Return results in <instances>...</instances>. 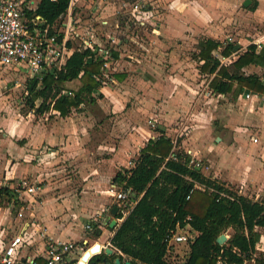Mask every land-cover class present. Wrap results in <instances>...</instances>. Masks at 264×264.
<instances>
[{
  "label": "crops",
  "instance_id": "0c3cea01",
  "mask_svg": "<svg viewBox=\"0 0 264 264\" xmlns=\"http://www.w3.org/2000/svg\"><path fill=\"white\" fill-rule=\"evenodd\" d=\"M157 1L161 7L157 8L160 14L169 18L168 23L166 22L168 25L162 27L170 40L163 42L159 46L161 49L180 47L181 34L191 39L197 33H204L208 38L218 41L231 33L232 35L227 36L230 38L228 42H218L223 48L234 44L239 48L238 51L230 57H223L220 53L223 48H220L216 54L221 64L228 65L237 61L239 55L246 52L250 45L264 43V0H251L248 8L243 6L246 0ZM82 3V0H72L67 12L70 21L72 19L74 22L73 14L77 15V8L83 6ZM253 5L255 8L250 9ZM94 9L100 11L101 3ZM150 9L152 10V6ZM66 20L61 18L55 29L60 27L61 33H65L68 30L66 26L72 25ZM72 27L74 30L75 27ZM115 43L116 40L113 39V44ZM168 57L174 65L177 63L178 56L174 52ZM6 69L24 71L0 65V189L8 188L13 191V195L3 192L0 199L10 201L9 209L16 208L15 228L11 226V216L0 207V222L3 227L0 232V252L7 245L5 234L8 231L7 225H10L9 228L16 229V236L23 238L19 255L28 259L36 258L42 264L49 240L71 241L80 246L88 240V248L100 244L101 250L113 249V257L102 252L92 259V264L96 258L102 263L104 259L107 262L114 261L118 256L129 260L111 244L124 219L111 215L112 210L119 208L121 204L108 191L114 185L119 171L134 167L135 160L149 140H155L161 132L172 138L169 133L171 130L168 129L172 118H168L169 121L165 123L169 116L167 111L172 108L161 106L156 111L160 124L165 125L158 128L156 133L141 122V118L134 116L139 111L147 117L150 112L148 107L143 112L142 109H122L113 104L92 108L84 107L83 104L73 109L67 117H61L53 110L40 115L31 110L22 113L14 108L10 96L5 94L8 80L4 77L3 70ZM242 72L246 75H261L263 71L250 65L243 68ZM176 75L178 74L166 76L175 80ZM209 76L211 81L214 75ZM236 86L235 84L234 90ZM12 90L13 88L9 91ZM234 90L228 95H218L226 101L222 107L223 111L227 110L222 119L226 137L218 138L223 141V145L216 148L219 150L207 161L215 164L214 166L218 161L221 162L220 171L213 179L237 186L244 193L245 185H250L251 182L264 185V100H247L245 96L251 91L235 97ZM104 91L105 87L97 91L94 97L105 94ZM176 110L177 108L169 117H174L178 113ZM241 112L246 116L249 128L241 127ZM213 126L212 124L210 127ZM247 130L256 132L255 137H247ZM255 138L258 143H254ZM174 144V150H177L175 141ZM253 162L254 166L251 165ZM25 184L36 186L38 191L35 194L28 193L23 187ZM113 220L117 223L111 228ZM87 224H92V230L86 231ZM261 234L258 250L264 253V234Z\"/></svg>",
  "mask_w": 264,
  "mask_h": 264
},
{
  "label": "trees",
  "instance_id": "16d2710c",
  "mask_svg": "<svg viewBox=\"0 0 264 264\" xmlns=\"http://www.w3.org/2000/svg\"><path fill=\"white\" fill-rule=\"evenodd\" d=\"M71 2L40 0L37 10L28 11L27 16H40L53 34ZM253 8L254 5L250 6ZM96 45L74 49L62 71L30 79L27 88L30 110L39 115L53 110L67 117L73 109L89 100L93 102L94 94L103 89L104 49L109 50ZM67 46L74 48L71 40ZM220 48L223 45L211 38L199 43L196 57L201 73L214 75L210 90L215 95H228L236 84L235 97L245 91L264 95V49L257 52V46L252 44L237 61L223 65L216 57ZM238 49L228 44L221 56L230 57ZM109 51L112 60L115 59L117 54ZM250 65L261 68L262 74L242 72ZM125 77L116 76L119 81ZM65 91L71 94L58 98ZM174 147V140L161 132L142 148L133 168L117 173L114 184L123 190L130 189V200L135 205L125 218L119 207L116 218L124 220L111 240L112 246L133 264H264V253L258 250L262 237L259 229H264V199L253 200L205 175L201 167L192 165L191 155L177 152ZM3 192L13 195L8 188L0 189V196ZM177 229L192 232L185 243L188 249L182 262L172 260L173 254L180 253L175 252L176 245L169 246L166 242L167 236ZM229 231L232 234L226 243L218 244V238Z\"/></svg>",
  "mask_w": 264,
  "mask_h": 264
},
{
  "label": "rangeland",
  "instance_id": "374dc122",
  "mask_svg": "<svg viewBox=\"0 0 264 264\" xmlns=\"http://www.w3.org/2000/svg\"><path fill=\"white\" fill-rule=\"evenodd\" d=\"M82 1L83 6L77 8V15L73 14L74 22L67 17L68 13L63 17V21L66 18L67 23L72 24L70 28L75 27L73 39H71L74 49H82L83 40H87L94 41L96 46L101 45L117 54V57L109 62L111 69L108 73L109 78L106 79L105 94L96 95L95 100L93 102L89 100L84 107L92 108L113 104L122 107V109H142L143 112L148 107L150 112L147 117L139 111L134 116L138 119L141 118L140 121L154 133L158 128L165 126L160 124L156 111H159L161 106L172 108L167 111V115L170 116V113L177 108L176 112L178 113L174 117L167 116L165 119V123H167L172 118L168 129L171 130L169 133L176 143V151L192 152L195 157L201 159L203 173L213 177L220 171L221 162L218 161L214 166L215 164L212 165L213 163L207 160L213 158L216 150H219L216 148L223 145V141L218 138L225 139L226 137L222 119L227 114V110L223 111L222 108L226 102L225 99L210 90L211 77L201 73L200 63L196 57L199 52V43L208 39V36L204 33H197L194 38L188 39L185 34H181L179 37L180 47L161 49L159 46L170 40L167 39L164 30V27L168 25L169 18L160 14L157 8L161 7L157 0ZM99 2L102 9L97 11L94 7L98 6ZM163 25L164 27H162ZM68 28L66 26V29ZM58 31L61 32L60 27ZM76 33L78 36L74 35ZM230 35L232 34L229 33L225 36L226 38L218 41L226 43L230 40L227 38ZM112 38L116 40L115 44H113ZM173 52L175 56H178L175 65L168 57ZM3 71L4 77L8 80L5 94L10 96L11 104L22 113L30 111L27 104L29 74L26 71L15 72L8 69ZM119 74L126 76L123 81L116 78ZM168 74L178 75L175 76V80H172L166 76ZM71 86L68 85L72 88ZM12 88L13 90L9 91ZM68 93L66 91V95ZM244 106L246 107L245 103ZM242 113L240 114L241 127L249 128L246 116H243ZM212 124L213 128L210 127ZM246 134L252 139L256 132L247 130ZM216 155L219 156V154ZM251 165L254 166V162ZM231 187L240 194L246 193L253 200L264 199L262 183L258 185L256 182H251L250 185H245L244 193H241V189L237 186ZM0 200V207L3 212H8L12 220L11 226L16 228V208L9 209L10 201L8 199ZM1 226L0 222V232H2L1 228L3 229ZM8 226L10 225H7L8 231L5 234L7 244L16 236V229ZM259 231L264 234V229H259ZM231 234L232 231H229L225 235L229 238ZM187 249L186 244L176 245L175 252L178 251L180 254H173L172 260L182 262ZM98 260L99 258H96L93 263L103 264Z\"/></svg>",
  "mask_w": 264,
  "mask_h": 264
},
{
  "label": "built area",
  "instance_id": "2783aa9c",
  "mask_svg": "<svg viewBox=\"0 0 264 264\" xmlns=\"http://www.w3.org/2000/svg\"><path fill=\"white\" fill-rule=\"evenodd\" d=\"M40 0H0V65L5 67H16L26 71L29 78L42 79L48 73L60 72L64 69L73 49H69L67 44L73 35V28H68L65 33L56 30L51 33V28L40 16H27L28 11H36ZM72 4V2H71ZM60 35L63 38L60 39ZM78 36L77 34H74ZM72 41V40H71ZM83 45L94 48L92 41H84ZM257 51L264 49L263 42H256ZM103 69L101 74L102 88L107 84L112 56L109 50L104 49ZM69 95L71 93H68ZM66 92L59 95L63 98ZM246 99L261 98L264 95L249 92ZM254 143H258L255 138ZM193 157L192 165L201 167V159L195 157L192 152H185ZM26 191L35 194L38 191L36 186H27ZM21 188V187H20ZM19 191V190H18ZM109 195L120 202L121 212L124 218L127 217L134 202L131 201V190L120 189L117 185H112L108 191ZM189 199V198H188ZM92 224L86 225V231L92 230ZM192 237V232L187 229H177L171 232L166 239L169 246L185 244ZM23 238L16 236L0 252L1 264H39L36 258H25L19 255ZM88 240L83 246L71 241L49 240L46 244V251L43 256L44 264H78L81 257L89 248ZM72 256H76L73 258Z\"/></svg>",
  "mask_w": 264,
  "mask_h": 264
},
{
  "label": "water",
  "instance_id": "95a60500",
  "mask_svg": "<svg viewBox=\"0 0 264 264\" xmlns=\"http://www.w3.org/2000/svg\"><path fill=\"white\" fill-rule=\"evenodd\" d=\"M250 3H251V0H246L244 2L243 6L245 8H248ZM118 211H119V208L115 207L112 210L111 215L116 216ZM116 223H117V221L113 220L110 224V227L114 228ZM227 240H228L227 236L222 235L218 238L217 242L220 245H224ZM102 252L105 253L108 257H113V255L115 254L112 248H109L107 250H104V249L101 250V245L95 244L94 246H92L91 248H89L88 250L85 251V253L83 254V256L80 259V261L78 262V264H92V259H94L96 256L100 255ZM103 264H133V263L130 260H126V259L118 256L112 262H107V259H104Z\"/></svg>",
  "mask_w": 264,
  "mask_h": 264
},
{
  "label": "flooded vegetation",
  "instance_id": "af4514ba",
  "mask_svg": "<svg viewBox=\"0 0 264 264\" xmlns=\"http://www.w3.org/2000/svg\"><path fill=\"white\" fill-rule=\"evenodd\" d=\"M113 261V260H112ZM112 261H110V262H112Z\"/></svg>",
  "mask_w": 264,
  "mask_h": 264
},
{
  "label": "bare ground",
  "instance_id": "6f19581e",
  "mask_svg": "<svg viewBox=\"0 0 264 264\" xmlns=\"http://www.w3.org/2000/svg\"><path fill=\"white\" fill-rule=\"evenodd\" d=\"M82 258V257H81Z\"/></svg>",
  "mask_w": 264,
  "mask_h": 264
}]
</instances>
